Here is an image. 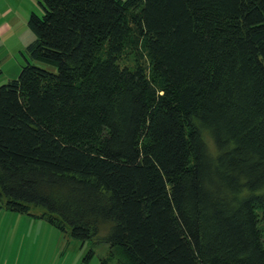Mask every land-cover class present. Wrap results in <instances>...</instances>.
<instances>
[{"label": "trees", "instance_id": "trees-1", "mask_svg": "<svg viewBox=\"0 0 264 264\" xmlns=\"http://www.w3.org/2000/svg\"><path fill=\"white\" fill-rule=\"evenodd\" d=\"M40 4L0 85V206L102 264H264V0Z\"/></svg>", "mask_w": 264, "mask_h": 264}, {"label": "rangeland", "instance_id": "rangeland-1", "mask_svg": "<svg viewBox=\"0 0 264 264\" xmlns=\"http://www.w3.org/2000/svg\"><path fill=\"white\" fill-rule=\"evenodd\" d=\"M4 1L11 8L6 18L13 31L3 37L0 35V85L17 78L26 63L22 51L36 37L28 24L31 12L44 13L41 0ZM33 62L53 68L42 62ZM105 233L106 230L102 229L100 235ZM90 250H94V255L86 261ZM108 250L106 242L82 241L44 218L0 206V261L7 259L9 264H102ZM108 264L117 262L113 259Z\"/></svg>", "mask_w": 264, "mask_h": 264}, {"label": "crops", "instance_id": "crops-1", "mask_svg": "<svg viewBox=\"0 0 264 264\" xmlns=\"http://www.w3.org/2000/svg\"><path fill=\"white\" fill-rule=\"evenodd\" d=\"M10 11H11V8H10L9 4L7 2H5L4 0H0V35H2L1 37L5 36L6 34H8L11 31H13L12 24L6 18ZM33 12L34 11H32L31 14ZM25 49L22 51V53L25 51ZM8 55H11V54H8ZM0 64H1V62H0ZM0 264H9V262L7 261V259H5L4 261H0Z\"/></svg>", "mask_w": 264, "mask_h": 264}]
</instances>
